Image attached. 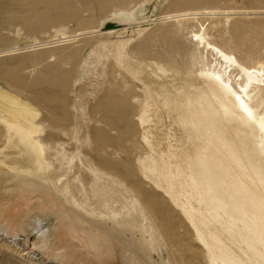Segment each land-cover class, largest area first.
<instances>
[{"label": "rangeland", "instance_id": "rangeland-1", "mask_svg": "<svg viewBox=\"0 0 264 264\" xmlns=\"http://www.w3.org/2000/svg\"><path fill=\"white\" fill-rule=\"evenodd\" d=\"M200 24L264 62V0H0L43 163L0 115V264H264V100L239 114Z\"/></svg>", "mask_w": 264, "mask_h": 264}, {"label": "bare ground", "instance_id": "bare-ground-1", "mask_svg": "<svg viewBox=\"0 0 264 264\" xmlns=\"http://www.w3.org/2000/svg\"><path fill=\"white\" fill-rule=\"evenodd\" d=\"M255 1L257 2L258 0ZM238 15L240 14H231V16ZM199 18L200 16L197 13H187L174 19L194 21ZM103 28L104 26L102 25L93 32H101ZM208 36L206 28L201 24L197 30L191 31V37L195 38L197 49L201 50L199 51L200 55L206 53L210 57V59H204L200 56L201 67L208 68L210 74L219 78L221 81L217 83L219 86H221V83L224 86L229 85L234 90L232 102L236 105L239 114L244 118H252L253 111L249 105L250 97L256 94V99L264 100V62L258 61L248 64L239 61L233 53L227 52L217 46V43L211 42ZM0 113L6 126L9 129H13L16 134L21 135L22 143L33 148L31 157L37 165L40 164L42 167L41 149L32 138L33 134L37 132V128L32 121L35 117L33 110L20 100L0 92ZM209 264L224 263L219 261L212 263L209 261Z\"/></svg>", "mask_w": 264, "mask_h": 264}]
</instances>
